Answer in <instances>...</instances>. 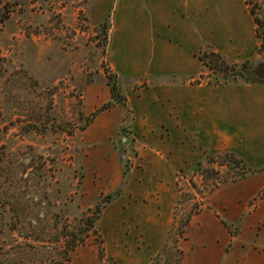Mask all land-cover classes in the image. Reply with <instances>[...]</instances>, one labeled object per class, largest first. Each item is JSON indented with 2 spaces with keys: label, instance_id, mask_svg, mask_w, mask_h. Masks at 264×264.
<instances>
[{
  "label": "rangeland",
  "instance_id": "1",
  "mask_svg": "<svg viewBox=\"0 0 264 264\" xmlns=\"http://www.w3.org/2000/svg\"><path fill=\"white\" fill-rule=\"evenodd\" d=\"M209 1L212 7L206 11L220 17L230 15L239 32L238 48L231 49L228 56L218 54L229 65L264 62L263 40L255 21L257 17L264 23V0ZM6 4L14 7L9 19L0 24V156L2 147L6 151L0 168V264H7L9 258L20 259L22 249L18 245L26 241L24 235L44 238L48 204L45 177L38 176L45 171L44 162L48 175L54 176L50 180L55 186L49 192L57 204L53 211L63 208L62 222L67 219L72 227L81 224L113 187L118 180L114 181L115 176L120 178L138 167L141 141L132 128L131 112H124L118 128L113 108L95 117L94 113L112 101L110 82L116 83L124 95L130 86L145 88L148 81L139 78L129 82L122 77H149L122 74L114 62L117 0H0V9ZM217 48L205 42L198 50L196 56L202 69L188 79L190 85H225L219 81L222 75L210 71L202 61L204 55L216 53ZM238 84L245 83L239 80ZM234 91L238 94H231L236 95L233 106L223 108V145H209L204 160L175 175L179 202L170 227L173 235L196 205L198 213L212 208L208 206L209 197L219 187L264 174V85ZM89 120V126L78 132ZM36 121L48 123L46 133L41 132L46 130L44 126L40 132L28 127ZM63 121L76 127L73 136L60 130L54 132ZM30 148L37 158L29 154ZM214 150L232 153L241 164L218 165L222 160L217 155L221 154H214ZM210 155L215 156L214 164L206 162ZM32 170L33 186L25 182ZM224 178L227 182L219 183ZM16 197L22 198L25 205L20 209L26 218L24 227L14 220L10 207L11 199ZM253 211H264V186L249 199L246 209L239 211L238 221L227 226L232 239L244 237L243 219ZM104 214L97 231L71 254L68 264H120L118 256L109 252L111 243L106 237L116 213L107 209ZM257 228L263 231L264 222ZM41 240H36L38 247ZM173 246L171 240L167 245L169 255H164L161 264H168L169 257L175 263Z\"/></svg>",
  "mask_w": 264,
  "mask_h": 264
},
{
  "label": "crops",
  "instance_id": "2",
  "mask_svg": "<svg viewBox=\"0 0 264 264\" xmlns=\"http://www.w3.org/2000/svg\"><path fill=\"white\" fill-rule=\"evenodd\" d=\"M208 1L117 0L114 62L122 74L149 76L122 77L129 82L142 78L148 85L130 86L124 94L126 107H111L118 115L116 128L122 125L124 112H131L132 128L141 141L138 167L115 176L118 180L105 196L124 184L122 193L102 211L98 222L105 219V210L116 213L106 237L109 252L120 264H150L158 255L179 202L176 173L204 160L209 145H223V108L233 106L236 95L231 94H238L234 89L263 86L187 82L202 69L196 54L205 42L216 44L214 52L227 56L238 48L239 32L231 16L208 13L213 3ZM263 186L264 174L213 192L208 204L212 208L193 215L185 229L182 264H264V230H257L264 211L243 219L241 239H232L227 227L238 221L239 211Z\"/></svg>",
  "mask_w": 264,
  "mask_h": 264
},
{
  "label": "trees",
  "instance_id": "3",
  "mask_svg": "<svg viewBox=\"0 0 264 264\" xmlns=\"http://www.w3.org/2000/svg\"><path fill=\"white\" fill-rule=\"evenodd\" d=\"M14 6H10L6 4L3 8L0 9V24L5 23L9 19V15L12 13V8ZM43 8V7H42ZM44 10V9H43ZM252 15H254L252 11ZM255 21L258 25V33H260V38L263 40V46L264 47V23L261 22L257 17L255 18ZM108 31V25L104 26V37L106 38ZM260 51H263L260 49ZM204 65L212 72L220 73L222 75V79L224 84L227 83H233V82H239L241 80L245 84L250 85H264V62H257L252 63L250 61H246L242 63L240 66L237 65H229V63L226 62V60L218 53H211L206 54L203 56L202 59ZM110 90L112 95V101L100 109H98L94 113V117L97 116L102 111L107 110L108 108L112 107L113 105H121L123 107H126V98L121 93V90L119 86L116 85V83L110 82ZM80 116L83 117L82 113H80ZM90 120L87 121L86 125H82L79 127L78 132H83L88 126H89ZM42 126L46 128V130L41 131ZM48 123H43L41 121H36L35 124H30L28 127L33 128L34 130L38 132H42L43 134L46 133L49 127ZM57 130H60L64 133H67L70 136H73V132L76 131V127L71 123H65L63 121V124L61 127H57V129H54V132ZM2 156H0V168L1 164L3 162V155H6L5 148L2 147ZM32 158H37V155L34 154L33 149L30 148V153ZM222 161L218 163L220 166H224L226 162L229 163H235V164H241V161L235 157L232 153H225L221 155H217ZM206 162L214 164L215 156H208L206 158ZM45 171H41L38 175L39 177H45L44 178V186H45V198L48 204V210L46 213V225L43 229L44 238H40L38 236L34 237L33 235H24V239L26 240L24 243H21L18 245L19 248L22 249V252L20 253V259L19 260H13L11 258L6 259L7 264H47L48 262L52 264H68L70 262L71 254L75 252L80 246L84 245L86 241L89 239L90 234L97 231L98 222L100 220L102 211L115 199L117 198L121 193L124 184L116 190L113 194H109L104 196L99 203H97L93 209H90V213L85 215L83 218V221L81 224L76 225L75 227H72L69 225L68 220L65 219L64 222L63 218H65V211L63 208L59 210V212L55 213L53 211L54 208L57 207V204H54L51 200L50 191L54 189L55 184L52 180H50L46 162L43 163ZM202 164H199L201 166ZM29 168H33L32 166L26 167L25 172ZM212 169V168H211ZM213 170V169H212ZM3 172V171H2ZM30 176L25 180L26 183L30 182V185L34 183V179L32 178L33 175L35 176V172L32 170L30 173ZM209 171H208V178L209 177ZM216 175H214L215 177ZM83 178V177H82ZM82 180V179H81ZM227 182V178H224L219 183H225ZM56 183V182H55ZM33 186V185H32ZM214 186H217L216 184ZM20 200H23L22 198L16 197V199H11L10 207L13 212L14 220L16 222L21 223L22 226H25V220L26 218L21 215L20 209L24 208L25 205L22 204ZM199 210V206L196 205L194 210H191V212L186 215L183 222L179 225L178 229H176V233L173 235V232L170 231L169 237L166 240V243L164 247L162 248V252H160L155 260L152 262V264H161V259L164 257L165 254L169 255V251H167V245L170 243L171 240H173V248L175 251V254L177 255L175 263L171 261V258L168 259V264H182L184 259V252L181 249L180 243L181 239H183L185 235V229L187 225L189 224L191 218L193 215L197 214ZM48 223H53L48 224ZM39 239H43L39 241L41 243V247H38L40 245H37L36 243ZM37 245V246H36ZM41 254V259L38 258V255ZM57 256V257H56ZM56 257V258H55ZM55 258V259H52ZM39 260V261H38Z\"/></svg>",
  "mask_w": 264,
  "mask_h": 264
}]
</instances>
